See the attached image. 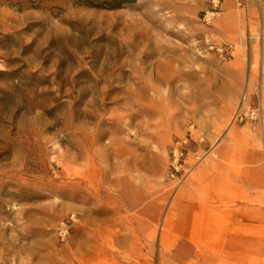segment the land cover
<instances>
[{
  "label": "rangeland",
  "instance_id": "374dc122",
  "mask_svg": "<svg viewBox=\"0 0 264 264\" xmlns=\"http://www.w3.org/2000/svg\"><path fill=\"white\" fill-rule=\"evenodd\" d=\"M262 21L264 0H0V264H105L108 188L177 183L173 144L231 128Z\"/></svg>",
  "mask_w": 264,
  "mask_h": 264
},
{
  "label": "crops",
  "instance_id": "0c3cea01",
  "mask_svg": "<svg viewBox=\"0 0 264 264\" xmlns=\"http://www.w3.org/2000/svg\"><path fill=\"white\" fill-rule=\"evenodd\" d=\"M256 44L252 40L241 46L230 60L240 64L239 98L255 87L257 53L264 62V43L257 53ZM189 137L195 144L189 142L186 168L207 149L216 158L207 157L180 184L124 179L108 188L119 198L112 205L121 213L120 225L110 226L107 246L97 241L98 252H103L98 260L128 264L130 254L145 252V257L156 251L157 258L165 256L169 264L264 263V139L239 127L214 140Z\"/></svg>",
  "mask_w": 264,
  "mask_h": 264
},
{
  "label": "built area",
  "instance_id": "2783aa9c",
  "mask_svg": "<svg viewBox=\"0 0 264 264\" xmlns=\"http://www.w3.org/2000/svg\"><path fill=\"white\" fill-rule=\"evenodd\" d=\"M239 8L247 9V4H237ZM260 45L264 43V21L261 24V35L258 36ZM256 84L251 94L244 91L240 98L238 108L231 117V127L247 128L252 134L264 139V104H262V92H264V62L261 54L258 55L255 66ZM189 139L176 141L171 149L170 178L178 184L184 181L185 177L207 157L216 158V154L207 149L194 157L195 164L192 168H186V161L189 155ZM68 232L67 227L62 231L63 235Z\"/></svg>",
  "mask_w": 264,
  "mask_h": 264
}]
</instances>
